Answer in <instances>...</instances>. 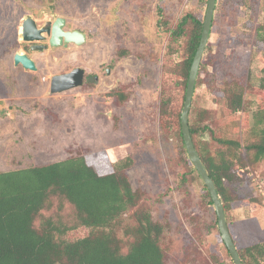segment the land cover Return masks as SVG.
Masks as SVG:
<instances>
[{"label": "rangeland", "instance_id": "obj_1", "mask_svg": "<svg viewBox=\"0 0 264 264\" xmlns=\"http://www.w3.org/2000/svg\"><path fill=\"white\" fill-rule=\"evenodd\" d=\"M206 7L200 0H0V171L78 153L104 162L132 156L133 187L145 191L154 219L170 226L164 239L167 264H233L203 179L185 164L183 157L189 156L181 142L163 136L159 121L162 70L181 59L180 52L167 51L170 28L187 12L199 11L204 18ZM26 15L40 27L63 16L69 30L85 32L87 39L31 49L20 35ZM260 29L264 0H217L201 62L207 69L191 103L209 110L216 136L242 137L245 131L235 124L244 111L230 114L218 102L225 79L249 75L246 109L252 113L262 103L254 89L264 65V45L256 39ZM16 52L27 53L37 70L16 65ZM76 67L86 71L84 83L52 93V77ZM113 91L127 98L120 100ZM201 141L210 149L217 145L210 133ZM255 170L264 174V162ZM227 187L233 200L227 222L238 246L264 241V197L255 182L246 177L237 188Z\"/></svg>", "mask_w": 264, "mask_h": 264}, {"label": "trees", "instance_id": "obj_2", "mask_svg": "<svg viewBox=\"0 0 264 264\" xmlns=\"http://www.w3.org/2000/svg\"><path fill=\"white\" fill-rule=\"evenodd\" d=\"M203 23L201 13L191 11L170 28L167 51L180 52L181 59L162 70L161 131L166 138L180 141L183 153L181 113ZM257 34V44L264 45V30ZM206 69L207 64L202 63L196 85L202 84ZM249 85V75H232L217 91L218 102L230 114L244 111L242 122H235L245 130L242 137L216 136L208 109L192 105L189 114L193 142L215 182L226 218L233 206L227 185L237 188L246 177L253 182L255 173L264 179L255 170L264 162V65L254 88L262 103L252 113L246 109ZM111 94L120 100L127 98L122 92ZM206 116L208 123L203 120ZM207 133L217 141L214 149L201 141ZM183 159L200 178L191 160ZM134 162L132 156L104 162L78 153L60 161L0 171V264H167L164 239L170 226L154 219L145 191L133 187L129 169ZM204 190L213 204L206 185ZM228 226L232 233L229 222ZM232 237L243 264H264V241L242 247L233 233ZM227 252L231 256L228 248Z\"/></svg>", "mask_w": 264, "mask_h": 264}, {"label": "water", "instance_id": "obj_3", "mask_svg": "<svg viewBox=\"0 0 264 264\" xmlns=\"http://www.w3.org/2000/svg\"><path fill=\"white\" fill-rule=\"evenodd\" d=\"M216 2L217 0H208L207 2L200 43L195 53L189 72L185 101L181 113V126L185 148L187 150L189 159L198 171L200 177L203 179L213 200L218 219V227L222 239L231 254L234 264H243L228 226L223 201L217 191L214 180L210 176L208 170L204 165V162L202 161L195 147L189 126V113L194 89L196 86L203 55L208 44ZM65 26L66 18L63 16L56 17V19L53 22L49 23L48 26L46 25L43 27H39L32 15H26L22 22V31L20 35L26 42L43 41L46 40L47 35H49V45L54 48L60 47L62 45L67 46L70 43H76L78 45L85 43L87 39V34L85 32L76 29L66 30ZM49 45L37 43L32 45V49L44 50L48 48ZM14 63L16 65L21 64L26 69L37 70L36 62L25 52H16L14 54ZM85 73L86 72L84 68L76 67L69 72L54 75L51 79L50 84L51 92L59 93L81 86L85 81Z\"/></svg>", "mask_w": 264, "mask_h": 264}, {"label": "built area", "instance_id": "obj_4", "mask_svg": "<svg viewBox=\"0 0 264 264\" xmlns=\"http://www.w3.org/2000/svg\"><path fill=\"white\" fill-rule=\"evenodd\" d=\"M253 181L260 192V194L264 197V179L259 177L258 175L253 174Z\"/></svg>", "mask_w": 264, "mask_h": 264}, {"label": "flooded vegetation", "instance_id": "obj_5", "mask_svg": "<svg viewBox=\"0 0 264 264\" xmlns=\"http://www.w3.org/2000/svg\"><path fill=\"white\" fill-rule=\"evenodd\" d=\"M55 19H56V18H55ZM55 19H54V20H55ZM54 20H53V21H54ZM53 21H48L46 25L48 26V24L51 23V22H53ZM46 25H43V26H46ZM43 26H41V27H43ZM39 27H40V26H39ZM65 29H66V30H69L66 26H65ZM49 38H50L49 35H47L48 43H46V40H47V39H46V40L41 41L39 44H48V45H49ZM43 42H44V43H43ZM29 43H30V42H29ZM34 44H37V43L31 42V45H30L31 49H32V45H34ZM49 47H51V46L49 45ZM46 49H47V48H46ZM85 72H86V71H85ZM86 78H87V76H86V73H85V79H86Z\"/></svg>", "mask_w": 264, "mask_h": 264}]
</instances>
